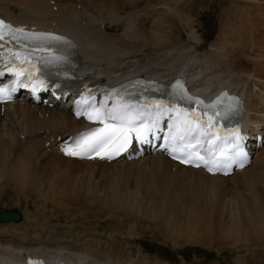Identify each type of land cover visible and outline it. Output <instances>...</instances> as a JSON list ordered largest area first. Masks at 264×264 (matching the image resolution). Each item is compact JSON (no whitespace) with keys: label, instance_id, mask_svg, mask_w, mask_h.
<instances>
[{"label":"bare ground","instance_id":"bare-ground-1","mask_svg":"<svg viewBox=\"0 0 264 264\" xmlns=\"http://www.w3.org/2000/svg\"><path fill=\"white\" fill-rule=\"evenodd\" d=\"M50 1L0 0V14L15 23L39 25L42 29H52L74 39L79 82L92 80L114 84L137 76L166 86L177 76L184 79L191 90L200 93L228 85L244 96L246 120H252L256 125L264 124V64L255 62V71L248 70L245 75L233 69L235 66H245L239 63V57L229 54L230 49L239 56L238 50H243L241 46L250 50L245 16L248 9L264 6V0L215 2V6H227L219 24L228 23L230 31L217 29V36L222 37L218 40L216 37L208 43L196 30L192 18L197 10L206 14L201 11L206 0H52L51 4ZM241 3L248 5L243 7ZM208 17L213 18V13ZM240 54L249 55L244 51ZM255 87V90L252 89ZM9 119L8 141L0 142V204L7 202L4 199L7 193H17L18 197L31 200L32 207H36L37 203L44 205L47 202L48 205L57 203L55 199L61 200L58 196L51 195L50 198L43 193L46 183L71 177L66 175L69 171L63 175L65 170L55 160L70 162L75 166L99 164L105 167H132L148 163L153 172L134 194H143L141 199L136 197L140 207L155 199V207L146 219L149 220L148 226L159 232L163 243L177 249L184 245L182 243H194L218 252L234 249L235 252H242L232 256L237 264H247L246 256L249 258V254L264 255V185L260 194H256L254 188V182L264 176V165L259 163L264 159V143L255 151L251 163L241 170L226 177L209 176L200 169L178 166L159 153L109 163L63 157L55 150L56 139L81 128L80 120L72 118L63 105L48 107L14 99L0 110L1 123ZM8 145H19L21 152L15 156L8 152L11 157L7 160L2 153L6 152L5 147ZM51 155L58 158L53 157L55 160L50 162L48 160L51 159L46 157ZM193 179L194 183L199 181L201 186H209L213 181L223 182L228 187L229 184L239 188L242 186L252 196L242 199L244 210L235 214L232 212L236 202L234 199L228 196L218 199L202 196L192 189ZM141 182H137L134 187L138 188ZM110 192L112 194L94 195L92 199L101 201L98 197L125 196L122 190ZM249 203H252V210L246 207ZM51 207L57 209L53 205ZM72 214L83 215L79 216L80 225L87 226L90 222L85 220V215L78 207ZM88 216L96 217L94 214ZM99 226H91L93 234L100 229ZM120 226L123 227V224L120 225L118 219L110 221L103 230L109 235L108 238L102 236L104 241L99 239L102 234L99 237L86 236L88 238L85 239L84 233L75 232L76 229L71 226L65 231L53 228L45 233L44 239L28 231L0 227V259L4 264H12L25 253H37L45 255L49 261L62 258L74 264H168L152 259L148 251L127 242L144 231L142 226H139L138 231L133 227ZM179 241L181 245L177 243ZM219 262L187 261L182 254L179 264Z\"/></svg>","mask_w":264,"mask_h":264},{"label":"rangeland","instance_id":"rangeland-1","mask_svg":"<svg viewBox=\"0 0 264 264\" xmlns=\"http://www.w3.org/2000/svg\"><path fill=\"white\" fill-rule=\"evenodd\" d=\"M217 1L218 0H206L204 8L201 9V11L206 14L209 13V15H211V13H213V18H209V15L200 13L198 10L195 14H193L192 17L194 19V24L196 25V30L207 43L216 37L217 40L222 37L221 35L217 36V29H220L221 31H230L228 23H225L224 25L219 24L222 16L226 13L227 6L222 8L215 6L214 4ZM247 5V3H241V6L243 7H246ZM245 23L249 35V49L251 51L248 50L246 46H241L240 49L242 48V51H244L246 54H249V52L251 53L249 55H243L240 54L242 51L238 50L239 56H236L235 53L229 49V54L233 57H239V63L245 65L235 66L233 69L242 71L246 75L248 70H251L252 72L255 71V62H261V64H264V6H254L248 9L245 16ZM256 43L260 44L257 45ZM2 108L3 107H1L0 110H2ZM11 119H9L8 122L4 121V123H1L0 121V125L4 124L2 127L0 126V128H2L0 129V142L8 141L9 136L7 135V132H9L10 129L9 125L11 123ZM12 128L14 129L15 127ZM5 148L6 152H3L2 154L7 160L11 156H15L16 154L19 155L21 152L19 145L15 147L8 145ZM8 152L11 153V156ZM53 157L55 159L58 158L55 155H51L50 157H46V159H51L48 161L52 162L55 160ZM54 162L57 163V165H59L63 171L65 170L63 175H65V172L69 171L66 175H71V177L68 178L67 176H64L67 178L66 180H57L54 183H46L43 187V193L50 198H52L51 195L58 196L61 198V200L54 198L55 202L57 203L48 205L46 204L47 202H44V205L43 203H37L36 207H32L33 203L31 200L27 201L23 197H18L19 195L17 193H7L6 198H4L7 200V202L0 204V210L16 207L18 210L20 209L23 217L22 221L18 222L19 224H0V227L7 230H18L21 232L28 231L30 234L34 233L35 235L40 236L41 239H44L45 233L49 230L51 231L53 228L59 231H65L69 230L68 227L71 226L72 228L76 229L75 232L79 231L84 233L82 235L85 237L90 235H96L99 237V234H102L101 238L99 239L104 241L103 237L108 238L109 235L105 234L103 230L107 225L110 224V221L114 222L115 219H118L120 225L123 224V227L120 226V228L133 227L135 231H138L137 229L139 226L144 228V231H141L138 237L135 236V239H128L127 242L129 244L131 243L140 246L145 252L148 251V254L151 256V258L157 261H165L168 264H179L183 254L187 261L194 259L201 262L206 260L208 262L220 261L219 264H237L235 263L236 260H233L234 257L232 256L237 255L239 252L242 253L241 251L235 252L234 249H231V251L220 250L218 252L217 250H210L207 247L199 246L198 244L182 243L181 241L177 243L180 245L182 243L184 245L179 246L177 249L169 247L171 246L170 244H165L161 241L162 237L159 232L157 233V230H152L147 224L149 220L146 219L148 216H150L153 208L155 207V199L152 198L150 201L145 202L143 206L140 207V203L137 201L136 197L141 199L143 194H134L135 191L141 188L143 181L148 179L153 172L148 163L132 167L121 165L105 167L100 166L99 164H81L80 166L77 165L79 166L77 167L72 163L71 165L70 162H67L69 164L63 161L57 162L56 160ZM259 163L264 165V159H262ZM71 170H73V172ZM146 175L147 177H145ZM140 181L142 182L140 183L139 187H134L135 184L137 185V182ZM214 182L215 181H213V183L211 182L209 186H201L199 181L198 183H194L193 179L191 182L192 189L201 193L202 196L216 197V199L222 198L223 196H228L234 199L236 202L233 204L232 212L235 214L244 210L243 204L241 203L242 199L252 196V194L248 193L247 188L243 189L242 186L240 188L235 186V188L233 187V184H229V188L228 185L222 184L223 182ZM263 185L264 176L262 179L256 180L254 182L256 194H260V192H262ZM113 190H118V192L119 190H122L125 192V196L121 198L112 197L106 199L98 197L101 199V201L92 199L94 195L99 196L103 193V195L112 194L110 191ZM51 205L57 209L52 208ZM77 207L80 208L82 213L85 215V220L87 219L88 222H91H89L90 224L88 223V225L86 223L87 226L80 225L82 222H80L79 216H83L82 214L79 216L78 214H72L75 212V208ZM246 207L251 208L252 210V203L246 204ZM88 214H94L96 217H89L90 215L88 216ZM111 216L114 218H111ZM97 224H100V229L96 230L93 234L91 226ZM85 227H87V229H85ZM87 238L88 237L85 239ZM79 243L80 242H78V244ZM178 253H180V255ZM160 256L166 259L161 258ZM259 257H261L263 261ZM246 260L247 264H264V255L260 256V254H257L255 256H251L249 254V258L246 256Z\"/></svg>","mask_w":264,"mask_h":264},{"label":"snow or ice","instance_id":"snow-or-ice-1","mask_svg":"<svg viewBox=\"0 0 264 264\" xmlns=\"http://www.w3.org/2000/svg\"><path fill=\"white\" fill-rule=\"evenodd\" d=\"M7 28L9 31L16 33H24V36L26 39L31 38L33 40H40L43 41L44 43H50L51 41H63V37L59 36H53L51 34H45V33H25L23 29H12L10 25H6L3 20H0V40H4V31L3 29ZM15 38V37H13ZM4 47L3 44H0V48ZM20 47H25V45L21 44ZM41 48L43 49V45H41ZM11 51V50H9ZM17 57V59H21L20 53L15 52L13 53ZM59 59V58H56ZM41 62L43 63L44 66H47V64L52 63L53 61L51 60H45L43 57L40 58ZM21 63H31L30 60H28L27 56H25L22 60ZM11 70V69H10ZM24 72L27 73L25 76V79H31L34 75V73L28 71V70H23ZM37 72H41V68L36 69ZM4 73L0 72V76H2ZM22 73H16L17 77H19ZM20 84V86H24L22 80L16 81ZM10 86L6 87H0V100L4 98V93L9 89ZM11 91H15V88H11ZM10 94V93H9ZM202 103V102H201ZM158 107L160 105H157ZM234 110V109H230ZM108 119L112 120L114 123H120V124H131L132 121L129 119L128 113L127 112H120V113H106ZM204 115H207V113H204ZM219 113H214V116H218ZM89 119H91V116H89ZM212 119L213 117H209V123L207 124V128L211 129L213 127L212 124ZM143 124V121L140 122ZM202 122L200 121L199 117H196L193 121L188 122L187 125V131L188 133L192 134L190 136L191 139H197V137L194 135L197 131H200V134L209 137L207 140L208 144H212L213 139H219L218 137H215L213 133H210L202 128H199V124ZM195 125V126H194ZM136 130L137 132L139 129H133V128H116L110 125H106L105 128H96L91 130L90 132L82 133L79 138H77V148L79 149L78 151H66V155H72V156H83L86 154H89L91 152H97L99 153L100 151H105L107 148H110L112 144L114 143V138L119 139L123 138L125 142H127V139L130 135V133ZM147 132H151V128L147 129ZM233 137L234 139L231 141L233 145H235V149L231 153V156L225 158V160H217L216 164L217 166H221L228 161L232 159V157H238L241 159H246L245 155L239 151V144L240 141H242L243 137L240 135L239 130H235L233 132ZM137 140L140 139V135H137L136 137ZM175 158V157H174ZM203 159V158H201ZM183 163L184 161L181 160ZM208 161L205 160L204 164L205 166H208ZM199 166V165H197ZM241 167H243V163L240 164ZM209 171H212V168H208Z\"/></svg>","mask_w":264,"mask_h":264},{"label":"water","instance_id":"water-1","mask_svg":"<svg viewBox=\"0 0 264 264\" xmlns=\"http://www.w3.org/2000/svg\"><path fill=\"white\" fill-rule=\"evenodd\" d=\"M20 219V213L17 209H7L0 211V221H18Z\"/></svg>","mask_w":264,"mask_h":264}]
</instances>
